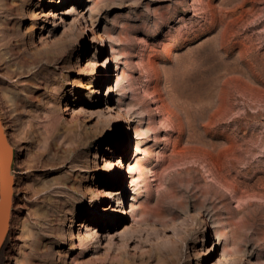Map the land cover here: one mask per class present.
<instances>
[{
	"label": "rangeland",
	"instance_id": "rangeland-1",
	"mask_svg": "<svg viewBox=\"0 0 264 264\" xmlns=\"http://www.w3.org/2000/svg\"><path fill=\"white\" fill-rule=\"evenodd\" d=\"M0 116V264H264V0H0Z\"/></svg>",
	"mask_w": 264,
	"mask_h": 264
},
{
	"label": "water",
	"instance_id": "water-1",
	"mask_svg": "<svg viewBox=\"0 0 264 264\" xmlns=\"http://www.w3.org/2000/svg\"><path fill=\"white\" fill-rule=\"evenodd\" d=\"M14 148L0 116V256L11 227L14 205Z\"/></svg>",
	"mask_w": 264,
	"mask_h": 264
},
{
	"label": "bare ground",
	"instance_id": "bare-ground-1",
	"mask_svg": "<svg viewBox=\"0 0 264 264\" xmlns=\"http://www.w3.org/2000/svg\"><path fill=\"white\" fill-rule=\"evenodd\" d=\"M49 2H52V1H49ZM49 15H52V13L47 12V13H45L44 16H49ZM165 49H167V45H166ZM96 66H98L100 69H98L99 71H96V73H95V76H94L95 81H101L102 79H105V77H107L106 76L107 74L101 75V69H102V73H103L105 71V69L107 68V60L98 61L96 63ZM118 124H119V121H117V127L119 126ZM4 128H5V126H4ZM106 164H107L108 168L105 169L104 171H102V173H106V175L109 176L110 180L116 181V179L118 178L117 167L120 165V162H116L115 160L111 159ZM97 190H98V193H100V194L103 192L101 189H97ZM106 195L109 196L108 193H106Z\"/></svg>",
	"mask_w": 264,
	"mask_h": 264
}]
</instances>
